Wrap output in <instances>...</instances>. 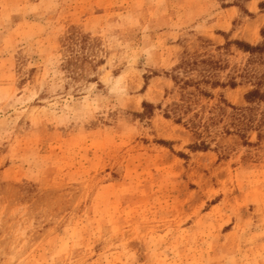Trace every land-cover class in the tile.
Instances as JSON below:
<instances>
[{
    "label": "rangeland",
    "instance_id": "obj_1",
    "mask_svg": "<svg viewBox=\"0 0 264 264\" xmlns=\"http://www.w3.org/2000/svg\"><path fill=\"white\" fill-rule=\"evenodd\" d=\"M0 264H264V0H0Z\"/></svg>",
    "mask_w": 264,
    "mask_h": 264
},
{
    "label": "trees",
    "instance_id": "obj_2",
    "mask_svg": "<svg viewBox=\"0 0 264 264\" xmlns=\"http://www.w3.org/2000/svg\"><path fill=\"white\" fill-rule=\"evenodd\" d=\"M242 48L244 49V51H247V52H250V53H255L256 51L261 49V48H258V47L257 48L256 47L255 48L254 47H247V48L242 47ZM207 81H208L207 83L210 82V84H211V86L213 88H218V87L223 86V84H221L220 82H215V81L211 82V81H209V79ZM190 83H191V81H187L186 84H190ZM229 85L232 86V87H236L237 86L235 81H233ZM257 97H259V99H261V100L263 98V95L260 93L259 89H255L254 91H251L250 94H248V98H250L251 100L255 99ZM251 100H250V102H252ZM145 106L147 107V105H145Z\"/></svg>",
    "mask_w": 264,
    "mask_h": 264
}]
</instances>
